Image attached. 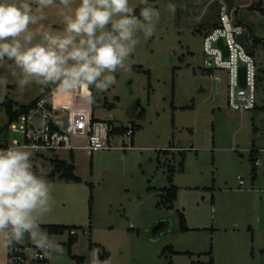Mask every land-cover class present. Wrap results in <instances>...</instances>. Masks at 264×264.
<instances>
[{"label": "rangeland", "instance_id": "rangeland-1", "mask_svg": "<svg viewBox=\"0 0 264 264\" xmlns=\"http://www.w3.org/2000/svg\"><path fill=\"white\" fill-rule=\"evenodd\" d=\"M175 2L176 11L169 12L167 5ZM175 2L154 1L161 12L155 34L141 36L128 70L118 71L116 83L96 95V117L133 128L132 136L117 133L111 144L133 146L34 151L36 168L49 172L57 156L71 161L80 177L47 175L51 211L39 223L79 225L71 244L68 229L48 234L41 228L64 249L49 257L52 264H75L73 254L86 264H264V0ZM223 2L247 26V36L260 38L253 47L259 65L256 105L243 112L227 103L226 70L204 63L203 35ZM58 9L56 0L45 10L53 28L59 26ZM0 71L11 76L0 87L2 126L9 118L5 98L17 107L44 88L19 89L10 62ZM55 97L63 101L67 94ZM6 139L9 145L22 134L8 129ZM169 169L178 186L172 206L161 193ZM179 211L187 229L180 227ZM153 222L162 224L150 232ZM2 239L0 264H6Z\"/></svg>", "mask_w": 264, "mask_h": 264}, {"label": "clouds", "instance_id": "clouds-1", "mask_svg": "<svg viewBox=\"0 0 264 264\" xmlns=\"http://www.w3.org/2000/svg\"><path fill=\"white\" fill-rule=\"evenodd\" d=\"M56 0H0V65L17 70V87L35 84L51 95L78 89L107 91L115 74L127 71L141 36L151 38L160 10L150 0H59L58 27L46 23L45 10ZM139 7V15L135 8ZM169 3L167 10L175 12ZM0 71V87L10 82ZM94 102L89 92L84 97ZM34 146L0 148V237L5 247L25 239L51 257L63 247L44 232L40 218L51 211L52 186L48 169L36 168Z\"/></svg>", "mask_w": 264, "mask_h": 264}, {"label": "built area", "instance_id": "built-area-1", "mask_svg": "<svg viewBox=\"0 0 264 264\" xmlns=\"http://www.w3.org/2000/svg\"><path fill=\"white\" fill-rule=\"evenodd\" d=\"M247 30V26L235 18L234 9L223 2L219 6L215 24L205 30L202 42L205 66L208 69L226 70L227 103L240 112L256 105L259 81V65L253 52L252 37L247 36ZM222 45L226 46V52ZM216 82L219 88V76H216ZM88 93L84 95L82 89H79L81 100L74 101L69 98V93H66L67 97L63 101H56L51 91L40 95L26 111L0 126V148L28 145L34 146L36 151H55L58 148L73 149L78 146L92 150L103 145L110 146L107 139L110 130L116 125L109 121L110 118L97 117L92 120L91 102L84 98ZM8 129L20 132L21 141L13 139L7 145ZM124 132L132 136V126H127ZM126 146H131V142ZM257 162L255 159V163ZM239 182H243L240 177ZM6 264L52 263L49 256L25 240L7 247Z\"/></svg>", "mask_w": 264, "mask_h": 264}, {"label": "trees", "instance_id": "trees-1", "mask_svg": "<svg viewBox=\"0 0 264 264\" xmlns=\"http://www.w3.org/2000/svg\"><path fill=\"white\" fill-rule=\"evenodd\" d=\"M155 0H150L151 3L154 4ZM175 2V0H174ZM156 6V4H154ZM176 5V2H175ZM139 7L135 8L136 14L139 15ZM176 11V9H175ZM261 11L264 13V8L261 9ZM216 22V20H209V26L214 25ZM253 40V44L252 46L254 47L257 43L260 42V38L253 36L252 37ZM258 80H259V76H258ZM51 89H44L40 94H38L35 98L31 99L29 102L24 103V104H20L17 107L13 106V102L10 98H5L3 100V102L6 105V110L8 112V120H11L15 117H17L20 113L26 111L34 102L35 100L43 94H48L50 93ZM90 91L93 93V95H95V99H96V95L95 94V90L94 89H90ZM91 106H92V120H96L97 117L94 115V106H95V100L94 102H91ZM127 126H115L112 130H110L109 133H121L124 132L126 130ZM133 135V134H132ZM2 148V147H1ZM50 164H51V168L50 171L48 172V175L51 177H54L55 173L58 172V176L59 177H63L66 180H80V177L78 175H76L73 171L74 169V164L71 161H67L66 159L63 158H59L57 156L51 157L50 159ZM255 162V160H254ZM183 161H180V166H182ZM171 169H169L168 175H167V180L169 181V184L167 186H163L161 187L162 190V195L164 196V198L166 199L167 203H170L169 206L173 205L174 199L176 198V194H177V185H175L174 183H172V174L170 172ZM91 201V197L89 199V202ZM179 216H180V227L181 229H187V225L185 223V216L183 214L182 211H179ZM40 227L43 228L48 234L50 233H58V232H62L65 229H68L69 232V236H68V242L71 244L74 240H75V234L77 233V229L79 228V225L77 224H66V223H39ZM188 252L189 251H185ZM73 258H75L76 263L75 264H84V257L82 255H76L73 254L72 255Z\"/></svg>", "mask_w": 264, "mask_h": 264}, {"label": "crops", "instance_id": "crops-1", "mask_svg": "<svg viewBox=\"0 0 264 264\" xmlns=\"http://www.w3.org/2000/svg\"><path fill=\"white\" fill-rule=\"evenodd\" d=\"M79 90V89H78ZM78 90H74V91H72V92H70L69 93V98H71V100H75V99H77L78 100V98H79V96H78V98L76 97V95H75V92L76 91H78ZM79 92V91H78ZM74 94V95H73ZM79 95V94H78ZM80 100V99H79ZM94 111V110H93ZM99 118V117H98ZM115 134L114 133H110L109 134V136H108V139H107V143L110 145V146H106V145H103V146H101V147H98V148H95L94 150H98V149H109V148H112V147H119V146H114V145H112L111 144V142H110V139L114 136ZM133 139V138H132ZM133 143V142H132ZM133 145H131V146H121L120 145V147H123L122 149H127V148H129V147H132ZM119 147V148H120ZM183 169V168H182ZM173 179H174V172H173V174H172V183H173ZM168 183H169V181H167ZM168 184H166L165 186H167ZM178 187V186H177ZM177 195H178V189H177V194H176V198H177ZM175 198V199H176ZM174 199V200H175ZM166 223V221L164 222V224ZM162 224V222H159V225H161ZM3 240V239H2ZM172 250H174V249H172ZM179 252V251H178ZM2 262L1 263H3V256H2V260H1ZM83 263L84 264H86L85 263V259H84V261H83Z\"/></svg>", "mask_w": 264, "mask_h": 264}, {"label": "water", "instance_id": "water-1", "mask_svg": "<svg viewBox=\"0 0 264 264\" xmlns=\"http://www.w3.org/2000/svg\"><path fill=\"white\" fill-rule=\"evenodd\" d=\"M189 11H191V7H189ZM219 42H220V40H219ZM222 46H223V49L226 52V46L225 45H222ZM216 86L218 87V85H216ZM151 225L152 226L149 227L150 232H152V231L156 230L158 227H160L159 222H153Z\"/></svg>", "mask_w": 264, "mask_h": 264}]
</instances>
